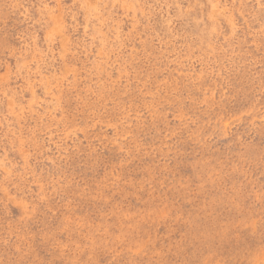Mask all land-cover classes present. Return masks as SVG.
<instances>
[{"label": "rangeland", "instance_id": "obj_1", "mask_svg": "<svg viewBox=\"0 0 264 264\" xmlns=\"http://www.w3.org/2000/svg\"><path fill=\"white\" fill-rule=\"evenodd\" d=\"M0 264H264V0H0Z\"/></svg>", "mask_w": 264, "mask_h": 264}]
</instances>
